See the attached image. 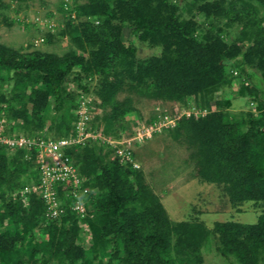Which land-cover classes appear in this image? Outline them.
Listing matches in <instances>:
<instances>
[{
  "label": "trees",
  "instance_id": "obj_1",
  "mask_svg": "<svg viewBox=\"0 0 264 264\" xmlns=\"http://www.w3.org/2000/svg\"><path fill=\"white\" fill-rule=\"evenodd\" d=\"M10 7L0 0L3 22L24 23L8 19ZM58 11L61 27L45 24L42 37L19 48L0 43L4 134L73 136L87 95L92 110L101 109L92 129L114 139L138 120L133 95L182 104L201 115H183L164 132L186 146L191 177L216 185L232 208L249 203L260 214L253 224L212 229L196 218L173 222L141 169L87 140L65 149L83 181L78 198L70 185L57 187L60 212L52 218L41 197L20 194L39 182L37 149L0 146V264H203L212 239L228 264H264V0H71ZM65 36L62 55L27 50ZM136 43L159 53L140 57ZM234 96L248 109L231 112Z\"/></svg>",
  "mask_w": 264,
  "mask_h": 264
},
{
  "label": "rangeland",
  "instance_id": "obj_2",
  "mask_svg": "<svg viewBox=\"0 0 264 264\" xmlns=\"http://www.w3.org/2000/svg\"><path fill=\"white\" fill-rule=\"evenodd\" d=\"M85 1L77 0L79 3ZM4 2L11 5L10 9L4 11L8 19L21 20L27 24V27L24 23L8 25L0 17V43L19 48L42 37L38 30H44L45 24L61 27L62 15L58 8L65 2L70 3L71 0H32L28 2V6L25 4L18 6L12 0H4ZM47 14H52V17L48 18ZM37 19H42V21L39 22ZM36 21L39 23L36 24ZM47 21L49 22L47 23ZM234 37L235 34L232 33L231 38ZM130 40V38L125 37L126 43ZM68 46L69 40L65 36L55 38L52 44H40L27 50L37 48L41 51L62 55L67 51ZM137 49L140 57L159 53L158 48L149 49L139 44H137ZM69 86L71 89L73 88L72 83H69ZM234 90V93L237 94V88L234 87ZM220 96L222 93L217 94L216 98ZM235 96L229 110L234 113L247 110L246 99L235 98ZM118 97L121 100L124 94ZM132 98L139 116L138 120L134 121L133 126H137L138 123H146L152 115L167 114L170 117L179 118L190 112L186 106L175 102L149 100L135 95ZM95 100L98 103V100ZM211 109L214 110V107ZM95 114H101V109L95 108L92 116ZM191 115L199 117L201 114L196 113L194 115L192 113ZM134 153L139 169L145 174L146 182L160 198L173 222H180L186 218H196L206 228L212 229L216 222L235 221L242 224H253L257 221L260 210L253 207L252 204H244L240 209L232 208L227 197L221 193L216 185L203 183L191 177L193 167L191 163L187 162L188 151L186 146L174 140L169 132L163 131L161 134L153 136L150 141L139 145ZM111 158H113L112 154ZM86 240L88 242L85 243V247L89 245V239ZM214 244L215 241L212 239L202 248L203 264H228L227 260L216 253Z\"/></svg>",
  "mask_w": 264,
  "mask_h": 264
},
{
  "label": "built area",
  "instance_id": "obj_3",
  "mask_svg": "<svg viewBox=\"0 0 264 264\" xmlns=\"http://www.w3.org/2000/svg\"><path fill=\"white\" fill-rule=\"evenodd\" d=\"M37 44L39 43L36 42ZM93 100V95L81 97L77 111L78 119L75 124V135L67 138L43 140L15 133L6 135L4 131L8 127V122L3 118L0 119V146H4L9 150L37 149L35 163L39 173V182L25 187L20 194L26 197L27 193L32 192L41 197L47 206L48 215L52 218L58 217L60 212L61 201L58 197L57 187L60 184L70 185L71 188L67 192L70 196L78 198L80 193L78 190L83 181L73 161L65 154V149L76 144H84L87 140L97 141L112 149L113 157H116L120 163L139 169L140 167L134 158L135 149L139 145L150 141L153 136L161 134L165 129L173 128L178 119L163 114L158 116V120L152 124L138 123L137 126L132 128L129 135L124 134L121 138L114 139L104 136L100 129H92L89 124L92 120ZM192 113L195 115L200 112L190 111L185 115L190 116ZM86 192L87 190H83L84 194ZM73 209L79 215L85 213V206L81 201H77Z\"/></svg>",
  "mask_w": 264,
  "mask_h": 264
}]
</instances>
